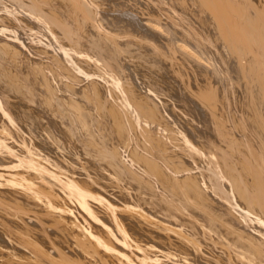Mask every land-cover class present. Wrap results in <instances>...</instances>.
<instances>
[{"label":"bare ground","instance_id":"obj_1","mask_svg":"<svg viewBox=\"0 0 264 264\" xmlns=\"http://www.w3.org/2000/svg\"><path fill=\"white\" fill-rule=\"evenodd\" d=\"M12 6L105 82L31 73L0 38L1 152L105 198L115 218L95 215L160 263L264 264V0H0ZM26 178L58 210L0 184V264H139L69 191Z\"/></svg>","mask_w":264,"mask_h":264},{"label":"rangeland","instance_id":"obj_2","mask_svg":"<svg viewBox=\"0 0 264 264\" xmlns=\"http://www.w3.org/2000/svg\"><path fill=\"white\" fill-rule=\"evenodd\" d=\"M1 18H3V19H1ZM5 18H6V20L8 19V22H10V23L6 22ZM22 20L24 21V23L22 22ZM1 21L2 22L4 21L6 24H4V22H3V24H4L3 25ZM0 22H1L0 24L3 25V26L0 25V38H4L7 42H11L12 44L20 47L19 49L26 54L25 58L29 59V60H27L25 58L19 59L20 57L18 56L19 58H17V59H18V61L19 60L20 61L19 62L15 61L14 64H16L18 62L19 66H20V64H23L24 61L28 62L29 64L28 63L27 64L31 65L30 67L33 66L31 73L34 71L35 72L37 71V70H35V69H37V67L35 68L36 63L51 65L53 68H56V69H60V67L65 68V69H74L75 74L85 82H92V81L98 82V83H104L105 82L104 78L97 76V74H95V73L93 74L92 72L87 71L89 68L88 65L85 67L87 69L86 70L87 72L85 71L84 68L82 70V67L78 66L77 61L79 59H82L84 61L86 60L85 62H88L87 61L88 58L83 51L81 53L80 52L81 50H78V49L76 51H74V50H67V49L63 48L62 46H60L58 44L56 37L50 32L43 35L40 32H38V30H31V27L34 26L35 23L33 21V17L30 14H28L26 11L20 9L19 7H15V6H12V8L7 10V11L0 9ZM11 22L13 23L12 24L13 26H10ZM25 22H26V24H25ZM6 25L9 27V29ZM14 25H15L16 29L14 28ZM5 26L7 27V29ZM10 27H11V30H10ZM20 30L24 31L26 33L28 32L26 34V36L28 37L27 39H26V37H25V39H22L20 37L21 36ZM7 36H9V37H7ZM45 36H47V37H45ZM10 37H12V38H10ZM49 41H50V43H49ZM29 47H31L32 49ZM39 49L40 50L43 49V50L40 52ZM77 51H78V53L76 54L75 52H77ZM72 57L75 59L73 60ZM30 60L32 61L31 63L29 62ZM33 62H35V63L33 64ZM8 67H7V70L11 71L12 73H13V71L16 72V70H14L13 67H10L11 69H13V71L11 69H9ZM0 71H1V69H0ZM143 124L147 128L146 124L145 123H143ZM140 126H141L140 124L137 125V129H138L139 133L141 132V129H142V126L141 127ZM1 155L5 156V157H4V160H3V158H2V160L0 158V184L4 183L7 186H10L12 188H16V189L21 190L23 192H26L28 194L38 196V197H42L47 202H49V204L51 205V208L54 210V212H57L58 209L52 204L51 199L48 196H43L42 194H40L39 190H38V189H40V187L49 188L48 183L42 179L26 178V177H29V174H33V173L47 175L53 181L58 183L62 187L63 190H66L67 192L68 191L71 192L70 194L68 192V194H69L68 195L67 193H65L63 191H60L61 195L65 196L68 199V201L72 204L73 207L78 206L79 208H81L83 213L87 214L91 219H93L96 223H98V225H100L102 228H104L111 235L114 242L119 247H121L122 250H124L125 252L130 254V256H129L130 258L132 257L139 264H164L165 263V262L160 263L156 259L148 257L147 255H145L138 247H136L133 244H129V242L126 241L127 238L119 231V228L116 224H115L114 228L116 229V231L118 232L119 235L117 233H115L111 227L104 224L95 215V213L91 207L92 203L98 205L99 207H101L102 209H104L105 211L110 213L113 218H115L116 209L113 206H111V204H109V202L105 198L97 197V196H94V195L89 194L87 192H84L83 190H81L78 187L77 184H75L69 178H66L65 176H61V175H58L55 173H51V172L47 171L45 168H42L40 166H36V164L33 160H27L26 158H20L12 150H4L3 152H1V150H0V156ZM74 195H76L78 197L79 201L73 199ZM121 255H122V253H121ZM170 264H174V263L171 262Z\"/></svg>","mask_w":264,"mask_h":264}]
</instances>
